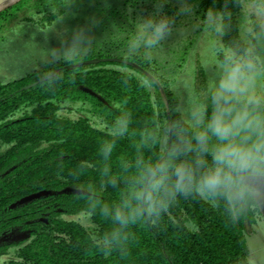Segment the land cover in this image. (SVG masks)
<instances>
[{
	"label": "trees",
	"instance_id": "obj_1",
	"mask_svg": "<svg viewBox=\"0 0 264 264\" xmlns=\"http://www.w3.org/2000/svg\"><path fill=\"white\" fill-rule=\"evenodd\" d=\"M247 1L264 6L12 0L0 7V39L14 21L47 28L83 3L94 15L140 13L157 24H172L185 7L202 22L221 21L222 62L251 56L264 69L256 15L247 21L249 41L242 33ZM196 68L197 125L139 54L88 51L0 81V258L10 255L3 264H250L247 236L262 210L245 177L264 175V105L221 95L203 65Z\"/></svg>",
	"mask_w": 264,
	"mask_h": 264
},
{
	"label": "rangeland",
	"instance_id": "obj_2",
	"mask_svg": "<svg viewBox=\"0 0 264 264\" xmlns=\"http://www.w3.org/2000/svg\"><path fill=\"white\" fill-rule=\"evenodd\" d=\"M81 5L77 12H67L47 28H39L22 20L14 21L5 31L4 38L0 39V81L20 77L59 57L103 50L115 57L139 54L148 59L152 73L159 79L169 81L170 88L180 100L179 109L183 117L194 125L201 122L200 106L194 93L199 63L203 65L213 90L221 95L230 94L264 105V69L259 59L251 56L231 57L228 62H222L219 58L216 43L220 38L221 21L202 22L194 11L183 7L172 24H157L140 13L135 17L131 13L108 16L101 12L94 15L91 5ZM103 5L105 7L107 3ZM253 14L264 26V6H255L247 1L242 27L247 41L250 31L247 21H251ZM62 113L78 116L74 110L68 112L64 109ZM72 218L89 229L94 228L91 220L84 215ZM253 226L264 232L263 214L258 215ZM17 234L12 239L22 236ZM9 256L3 255L0 264Z\"/></svg>",
	"mask_w": 264,
	"mask_h": 264
},
{
	"label": "crops",
	"instance_id": "obj_3",
	"mask_svg": "<svg viewBox=\"0 0 264 264\" xmlns=\"http://www.w3.org/2000/svg\"><path fill=\"white\" fill-rule=\"evenodd\" d=\"M253 229L254 231L249 233L247 236L249 247V263L264 264V232L261 231V229L256 230L254 226ZM251 246L255 252H253Z\"/></svg>",
	"mask_w": 264,
	"mask_h": 264
},
{
	"label": "water",
	"instance_id": "obj_4",
	"mask_svg": "<svg viewBox=\"0 0 264 264\" xmlns=\"http://www.w3.org/2000/svg\"><path fill=\"white\" fill-rule=\"evenodd\" d=\"M11 1L12 0H6L0 7ZM245 181L247 185L251 187V192L258 201L264 216V175H249L245 177Z\"/></svg>",
	"mask_w": 264,
	"mask_h": 264
},
{
	"label": "bare ground",
	"instance_id": "obj_5",
	"mask_svg": "<svg viewBox=\"0 0 264 264\" xmlns=\"http://www.w3.org/2000/svg\"><path fill=\"white\" fill-rule=\"evenodd\" d=\"M6 0H0V5L2 4V3H4Z\"/></svg>",
	"mask_w": 264,
	"mask_h": 264
},
{
	"label": "flooded vegetation",
	"instance_id": "obj_6",
	"mask_svg": "<svg viewBox=\"0 0 264 264\" xmlns=\"http://www.w3.org/2000/svg\"><path fill=\"white\" fill-rule=\"evenodd\" d=\"M264 196V195H263Z\"/></svg>",
	"mask_w": 264,
	"mask_h": 264
}]
</instances>
